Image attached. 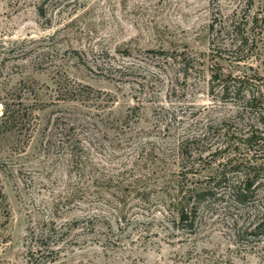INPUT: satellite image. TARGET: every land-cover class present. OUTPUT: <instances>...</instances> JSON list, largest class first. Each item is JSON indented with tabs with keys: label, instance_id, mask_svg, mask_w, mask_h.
Wrapping results in <instances>:
<instances>
[{
	"label": "rangeland",
	"instance_id": "1",
	"mask_svg": "<svg viewBox=\"0 0 264 264\" xmlns=\"http://www.w3.org/2000/svg\"><path fill=\"white\" fill-rule=\"evenodd\" d=\"M0 90L35 113L0 137V264L73 217L50 264H264L261 189L236 201L231 172L195 230L164 217L184 164L197 183L228 158L264 167L262 142L207 149L264 136V0H0Z\"/></svg>",
	"mask_w": 264,
	"mask_h": 264
},
{
	"label": "trees",
	"instance_id": "2",
	"mask_svg": "<svg viewBox=\"0 0 264 264\" xmlns=\"http://www.w3.org/2000/svg\"><path fill=\"white\" fill-rule=\"evenodd\" d=\"M38 13H45L43 5H38ZM13 50V47L8 48ZM87 90H92V87L87 85ZM0 137L6 133L12 131H29L34 125L35 113L33 108L25 103L22 93H11L0 90ZM228 134V135H227ZM226 138L220 144L216 145L215 149H212V144L207 149L211 150V155L224 152L232 144L236 146L251 147L253 143H264V136L248 134L245 137H238L230 133H226ZM192 140H197L193 137ZM200 152L199 158H201ZM199 164V163H198ZM195 165L197 160L195 159L191 163H186L181 166V170L174 172V177H171L172 187L166 191L167 203L165 207L167 220L173 221L175 226H181L182 228H188L190 231L195 230L197 218L199 215V209L209 196L214 194V188L216 179L220 176L225 178L226 174L232 173L235 179L231 185V196L238 202L245 203L249 198L253 197L256 193V189H261L264 199V167L262 163H254L250 158L239 159L237 157L228 158L226 165H230L228 168L223 167L221 171L215 177L206 178L204 182L197 183L195 177H187L189 173L195 176ZM199 166V165H198ZM183 167H187L185 172L182 171ZM4 202V194L0 186V207ZM171 216V219L169 217ZM120 217H118L119 219ZM118 220H116L117 222ZM81 219L73 217L66 225L57 226L56 222L50 219L48 222H44V227L37 233L31 232L28 238V261L31 264H50L53 262L62 251V247L58 244L62 241L66 235H69L71 229L78 228L81 224ZM264 224L262 219L255 225L254 229H259ZM255 231H251L253 233Z\"/></svg>",
	"mask_w": 264,
	"mask_h": 264
}]
</instances>
